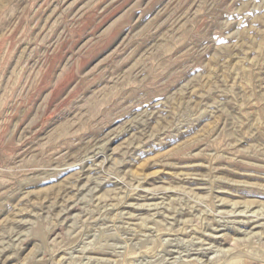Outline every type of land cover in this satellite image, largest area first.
<instances>
[{
    "label": "rangeland",
    "instance_id": "1",
    "mask_svg": "<svg viewBox=\"0 0 264 264\" xmlns=\"http://www.w3.org/2000/svg\"><path fill=\"white\" fill-rule=\"evenodd\" d=\"M188 263L264 264V0H5L0 264Z\"/></svg>",
    "mask_w": 264,
    "mask_h": 264
},
{
    "label": "bare ground",
    "instance_id": "2",
    "mask_svg": "<svg viewBox=\"0 0 264 264\" xmlns=\"http://www.w3.org/2000/svg\"><path fill=\"white\" fill-rule=\"evenodd\" d=\"M4 3H5V0H0V8H2L3 7V5H4ZM164 38V37H163ZM166 38V37H165ZM202 243V242H201ZM210 248V247H209ZM234 254H235V252H234ZM233 254V255H234ZM237 255H238V253H237ZM232 259V258H231ZM231 261V260H230ZM188 262V261H187ZM189 264V263H188Z\"/></svg>",
    "mask_w": 264,
    "mask_h": 264
}]
</instances>
